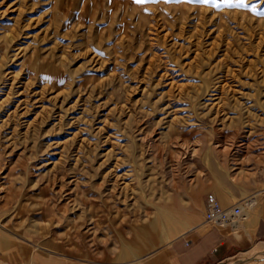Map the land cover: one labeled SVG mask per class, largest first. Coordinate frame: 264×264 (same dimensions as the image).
Segmentation results:
<instances>
[{"label": "rangeland", "instance_id": "1", "mask_svg": "<svg viewBox=\"0 0 264 264\" xmlns=\"http://www.w3.org/2000/svg\"><path fill=\"white\" fill-rule=\"evenodd\" d=\"M263 164L264 0H0V264L146 249Z\"/></svg>", "mask_w": 264, "mask_h": 264}, {"label": "crops", "instance_id": "2", "mask_svg": "<svg viewBox=\"0 0 264 264\" xmlns=\"http://www.w3.org/2000/svg\"><path fill=\"white\" fill-rule=\"evenodd\" d=\"M216 192L215 195L222 205L229 206L234 203L231 196L222 191ZM188 222L191 227L184 232H177L178 235L173 238L157 243L152 240V244L146 249L140 247L137 249V246L127 244L123 247L126 250L100 252L96 255L75 254L72 259L59 262L61 264H232L235 259L250 251L255 243L264 241V192L258 195L251 206L241 207L240 214L233 223L207 227L203 223V217L196 223L192 218ZM66 257L64 256V259ZM55 260L51 257L45 260L41 258L40 261L41 264H49L50 261ZM237 264L247 263L245 261Z\"/></svg>", "mask_w": 264, "mask_h": 264}, {"label": "built area", "instance_id": "3", "mask_svg": "<svg viewBox=\"0 0 264 264\" xmlns=\"http://www.w3.org/2000/svg\"><path fill=\"white\" fill-rule=\"evenodd\" d=\"M240 211L241 206L238 203L234 202L229 206H224L220 203L215 193L208 192L206 194L203 223L207 227L233 223Z\"/></svg>", "mask_w": 264, "mask_h": 264}, {"label": "bare ground", "instance_id": "4", "mask_svg": "<svg viewBox=\"0 0 264 264\" xmlns=\"http://www.w3.org/2000/svg\"><path fill=\"white\" fill-rule=\"evenodd\" d=\"M251 203H253V202H251ZM249 205H251V204H249ZM239 216V215H238ZM238 222V221H237ZM237 226V225H236ZM234 227H235V225H234ZM255 249H257V250H264V242H262V243H260Z\"/></svg>", "mask_w": 264, "mask_h": 264}]
</instances>
